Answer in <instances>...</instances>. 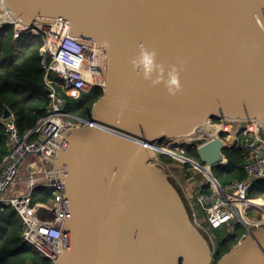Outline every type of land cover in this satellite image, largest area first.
Masks as SVG:
<instances>
[{
	"label": "water",
	"instance_id": "water-1",
	"mask_svg": "<svg viewBox=\"0 0 264 264\" xmlns=\"http://www.w3.org/2000/svg\"><path fill=\"white\" fill-rule=\"evenodd\" d=\"M3 1L11 21L55 22L107 57L91 119L64 127L47 158L67 208L57 264H214L216 246L155 143L193 145L210 118L255 119L264 139V0ZM141 45L181 67L176 95L132 67ZM12 114L6 106L2 118ZM223 148L216 138L197 153L214 165ZM216 264H264V226Z\"/></svg>",
	"mask_w": 264,
	"mask_h": 264
},
{
	"label": "built area",
	"instance_id": "built-area-1",
	"mask_svg": "<svg viewBox=\"0 0 264 264\" xmlns=\"http://www.w3.org/2000/svg\"><path fill=\"white\" fill-rule=\"evenodd\" d=\"M0 1L3 16L10 14L4 1ZM6 25H14L16 37L25 33L41 37L39 55L45 70V85L51 92L48 95V113L26 134H21L13 114L7 119L2 118L9 153L0 164V206H12L17 211L24 223V241L47 255L51 264H57V256L64 251L63 227L67 208L60 181L53 179L51 163L47 158H51L56 135L64 127H74L73 122L78 121L66 111V97L78 98L95 87L104 89L108 75L107 57L95 45H86L83 39L72 35L55 22L41 21L25 26L16 21L0 19V28ZM207 123L209 132L194 137V144L190 146L197 148L198 145L219 138L224 148L218 163L206 165L182 153L176 155L179 152V148L174 145L177 144L176 140H167V147L166 144L160 145L161 141L155 143L158 147L156 153L169 154L177 162L186 166L191 164L203 173L207 190L201 192L200 183L199 193L194 195L191 206L196 223L206 232L207 225L214 230H234L240 225L246 233L264 226V197L249 196L256 183L264 180V139L257 135L260 123L255 119L230 118H210ZM237 145L243 149L246 175L242 179H232L223 184L215 176L213 168L227 166L229 160L225 150ZM172 176L175 178L174 174ZM37 189L51 192L49 203L34 202L33 193ZM41 207L45 211L38 215L37 211ZM248 210H254L258 215L249 216Z\"/></svg>",
	"mask_w": 264,
	"mask_h": 264
},
{
	"label": "trees",
	"instance_id": "trees-1",
	"mask_svg": "<svg viewBox=\"0 0 264 264\" xmlns=\"http://www.w3.org/2000/svg\"><path fill=\"white\" fill-rule=\"evenodd\" d=\"M42 39L31 33L15 36L14 25L0 28V164L9 153L6 128L2 119L4 108L12 111L16 125L22 135L31 130L37 122L48 113L50 98L45 89V70L41 64L39 49ZM103 89L93 88L88 93H82L78 98L66 97V111L81 117L91 119L93 104L102 96ZM183 155L200 161L195 146H185ZM229 164L217 166V179L226 183L232 179H242L245 158L240 145L226 149ZM159 157L165 162L174 158L165 153ZM260 189L255 197L264 196V180L256 183ZM52 194L46 189H37L33 200L49 203ZM24 223L12 206H0V264H51L50 258L38 248L26 243L23 239ZM246 230L237 225L233 232L217 237L215 263L223 254L236 244Z\"/></svg>",
	"mask_w": 264,
	"mask_h": 264
},
{
	"label": "rangeland",
	"instance_id": "rangeland-1",
	"mask_svg": "<svg viewBox=\"0 0 264 264\" xmlns=\"http://www.w3.org/2000/svg\"><path fill=\"white\" fill-rule=\"evenodd\" d=\"M74 126L77 125H83V123L79 122V121H75L73 122ZM166 144L165 147H167L168 141L167 140H162L160 142V145H164ZM179 152H176L178 154L182 153V150L179 149ZM183 154V153H182ZM161 165H163L164 167L166 166V168L170 171L168 164H172L173 167L176 170V174L174 173H170V175L172 176L173 174L175 175V179L176 181L180 184V186L182 187L189 203L191 204L193 202V197L195 194L199 193V184L202 183V186L200 187V191L201 192H205L207 190V183H206V178L204 177L203 173L196 170L195 168L192 167V165L188 164L187 166L191 167L190 170H188L189 167L186 166V164L184 165L183 163H181L180 161H176V160H172L171 162H165L164 160H162L160 157L157 160ZM156 161V162H157ZM167 163V164H166ZM165 168V169H166ZM215 168V167H214ZM213 168V172L214 174H219L218 171L216 169ZM166 169V171L168 172V170ZM216 176V175H215ZM260 189V187L258 185H255L253 187V190L249 193L250 197H255L256 196V192ZM260 197H264V196H260ZM192 207V206H191ZM193 210V208H192ZM202 211V210H201ZM249 216H254V215H258L257 212H255L254 210H248L247 211ZM201 220H204L203 218H201ZM208 227V235L211 238L212 243L215 244V246L217 245V236H225L227 235L229 232H233L234 230L232 229H217L214 230L212 229L209 225H207ZM216 234V235H215Z\"/></svg>",
	"mask_w": 264,
	"mask_h": 264
},
{
	"label": "clouds",
	"instance_id": "clouds-1",
	"mask_svg": "<svg viewBox=\"0 0 264 264\" xmlns=\"http://www.w3.org/2000/svg\"><path fill=\"white\" fill-rule=\"evenodd\" d=\"M107 47V43H105ZM158 53L155 49L141 45L137 55L131 60L132 67L138 72H142L145 80L152 85L163 83L169 94L176 95L181 91L182 84L180 80L181 67L171 65L165 67L158 62Z\"/></svg>",
	"mask_w": 264,
	"mask_h": 264
},
{
	"label": "bare ground",
	"instance_id": "bare-ground-1",
	"mask_svg": "<svg viewBox=\"0 0 264 264\" xmlns=\"http://www.w3.org/2000/svg\"><path fill=\"white\" fill-rule=\"evenodd\" d=\"M0 3H1V1H0ZM2 19L5 20V21H9L12 18H11V15L7 13V14H5V16L2 17ZM182 142H183V140H181V139H177L175 141V143H177V144H181Z\"/></svg>",
	"mask_w": 264,
	"mask_h": 264
},
{
	"label": "flooded vegetation",
	"instance_id": "flooded-vegetation-1",
	"mask_svg": "<svg viewBox=\"0 0 264 264\" xmlns=\"http://www.w3.org/2000/svg\"><path fill=\"white\" fill-rule=\"evenodd\" d=\"M75 116V118L77 119L78 118V116H76V115H74ZM79 118H81V117H79ZM83 119V118H82ZM84 120H87V119H84ZM175 146H177L179 149H181L182 150V153H184L185 152V150H184V148H185V146L186 145H184V144H174ZM177 149V148H176ZM178 153H176V155H177ZM190 165V164H189ZM216 235V234H215ZM218 237V236H217Z\"/></svg>",
	"mask_w": 264,
	"mask_h": 264
},
{
	"label": "crops",
	"instance_id": "crops-1",
	"mask_svg": "<svg viewBox=\"0 0 264 264\" xmlns=\"http://www.w3.org/2000/svg\"><path fill=\"white\" fill-rule=\"evenodd\" d=\"M167 164V163H166ZM168 167H169V169H170V171L166 168V166H165V168L168 170V173L170 174L171 172L172 173H174L175 175H177L176 173V170H175V168L173 167V165L172 164H168Z\"/></svg>",
	"mask_w": 264,
	"mask_h": 264
}]
</instances>
